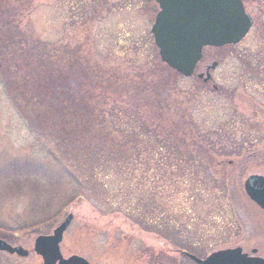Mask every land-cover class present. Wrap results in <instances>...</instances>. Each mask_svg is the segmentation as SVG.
<instances>
[{"label": "rangeland", "instance_id": "374dc122", "mask_svg": "<svg viewBox=\"0 0 264 264\" xmlns=\"http://www.w3.org/2000/svg\"><path fill=\"white\" fill-rule=\"evenodd\" d=\"M244 1L259 18L261 0ZM158 10L155 0H0V237L29 250L26 258L0 252V264H43L33 250L35 238L51 234L70 213L73 220L61 251L64 257L79 255L91 263L178 264L180 247L208 243L202 250L209 254L232 240L226 238L237 223V211L226 177L225 193L211 189L210 198L199 200L196 193L192 200L191 186L188 194L178 196L174 210L188 212L190 229L168 235L142 228L126 207L104 211L102 193L81 196L83 186L73 179L99 167L84 150L74 149L75 137L85 144L87 121L142 119L159 121L166 130L178 124L188 140L196 138L206 147L193 152L196 162L205 168L217 165L224 176L231 172L229 160L243 159L246 146L239 143L247 130L241 121L260 117L247 109L249 94L240 97L237 111L230 103V46L203 52L201 66L221 62L215 92L197 76L199 64L194 75L185 77L161 61L151 34ZM116 38L120 44L114 47ZM245 41L240 47L258 46L254 38ZM79 123L81 131L74 135ZM230 123L235 124L229 128L233 138L227 135ZM257 145L262 148L264 142ZM204 151L213 157L212 165ZM184 163L167 170L177 174L187 169ZM247 175V166L235 173L240 212L249 205L243 186ZM171 185L178 184L166 187Z\"/></svg>", "mask_w": 264, "mask_h": 264}, {"label": "trees", "instance_id": "16d2710c", "mask_svg": "<svg viewBox=\"0 0 264 264\" xmlns=\"http://www.w3.org/2000/svg\"><path fill=\"white\" fill-rule=\"evenodd\" d=\"M112 44L117 47L120 43L116 38ZM108 52V49H105L104 53ZM122 122L87 121L85 132L88 137L84 141L85 144L75 137V151L84 150L86 157L94 158L99 166L91 172H82L83 179L73 175L74 182L83 186L81 196L87 193L97 196L102 193L104 211L114 213L117 210L123 211L122 208L126 207L125 213L149 231L168 235L180 228L189 230L186 219L188 212L177 213L173 202L178 196L188 194L187 190H190L191 186L194 193L188 194V197L192 200L197 198L196 193L199 200L210 198L208 191L211 193V189L225 193L228 176H224L217 165L205 168L196 162L193 152L206 147H202V144L200 146L194 140L196 138L188 140L180 133V125L176 124L166 130L159 121L137 119ZM80 124L73 128L74 135L81 131ZM209 129L215 131L214 128ZM98 131L100 135H96ZM89 138L92 140L87 144ZM67 144L71 145L70 142ZM212 147L215 145L212 144ZM204 152L206 154L202 156L212 165L213 157L208 155L209 152ZM170 160H177V164H172ZM182 163L187 166L186 170L178 171L177 174L167 170L169 166ZM143 166L144 172L138 176L133 174L136 168ZM201 167L204 169L201 170ZM154 168L157 173L151 174ZM210 169H215L216 172H211ZM169 182L178 185L166 187ZM182 182L188 183V187L184 189Z\"/></svg>", "mask_w": 264, "mask_h": 264}, {"label": "water", "instance_id": "95a60500", "mask_svg": "<svg viewBox=\"0 0 264 264\" xmlns=\"http://www.w3.org/2000/svg\"><path fill=\"white\" fill-rule=\"evenodd\" d=\"M160 6L151 32L159 55L166 65L189 77L206 46H224L239 42L252 25L242 0H156ZM210 79V74L204 79ZM258 176H251L245 189L251 199L264 208V186ZM73 220L68 214L51 235H40L34 251L43 264H105L91 263L84 257L72 255L65 258L60 250L63 235ZM0 251L17 254L22 258L29 251L22 246H12L0 238ZM198 264H264V259L251 258L239 249L214 252L205 260L189 255Z\"/></svg>", "mask_w": 264, "mask_h": 264}, {"label": "flooded vegetation", "instance_id": "af4514ba", "mask_svg": "<svg viewBox=\"0 0 264 264\" xmlns=\"http://www.w3.org/2000/svg\"><path fill=\"white\" fill-rule=\"evenodd\" d=\"M100 1L102 2V0ZM242 2L246 12L252 18V25L246 36L240 42L229 45L231 51H228L227 54L226 73L229 80L227 92L230 103L234 105L233 107L236 111L240 108L236 105L238 104L237 102H239L240 97L246 99L247 94H249L248 98L250 100H247V109L251 112L250 114L259 116L260 121H251L250 118L248 121H241L245 130H247L245 131L246 137H244L246 141L243 139V142L239 143L241 148L246 146V150L244 151L245 154L242 156L243 159L239 162H235L234 160L228 161V164L231 166V172L228 174V186L233 203L234 205L236 204L237 213L234 214L233 217L237 220V223L234 222L232 224L230 232L228 233L229 235L226 238L232 240L228 244L217 248L209 254H205L203 251L208 247V243L201 247L199 243H196L194 246L178 248L177 250L182 256L181 258H183L178 264H188L187 262H189V264H197V262L189 255L205 260L212 253L224 249H239L242 254H245L248 257L264 259V208L252 201L246 193L249 205L244 206L243 210L240 212L238 210L239 200L235 193V173L241 166H247L248 170V175L246 176L244 183L251 176L255 175L261 178L258 179L260 181L259 183L261 186H264V146L262 148L258 147V145L256 146L259 141L264 142V1L261 0L259 2V5H261L259 8V18L254 15L255 12H253V10L248 12L245 1L242 0ZM100 11L102 12V10ZM253 38L258 41L256 49H252L249 46L243 48L240 47L242 42L245 40L250 41ZM200 62L198 64L200 65L201 74H206L209 67H212L210 70L212 79L207 83L204 82V84L207 85L211 83L212 89L215 92L219 91L220 87L216 84V72L219 71L221 62L214 60L210 64L206 62V64H202V66ZM214 63L215 65L213 66ZM240 90H243V92H240ZM255 97H257L258 101L255 100ZM234 126L235 124L232 125V123H230L227 130H229V128L231 130ZM230 130L227 131V133L233 138L234 134L231 133ZM218 132H220V130H218ZM241 151H236V154H240ZM183 237L185 236L182 235V238ZM212 245L213 243H210V246Z\"/></svg>", "mask_w": 264, "mask_h": 264}]
</instances>
